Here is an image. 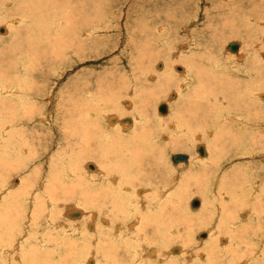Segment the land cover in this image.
<instances>
[{
  "label": "rangeland",
  "instance_id": "obj_1",
  "mask_svg": "<svg viewBox=\"0 0 264 264\" xmlns=\"http://www.w3.org/2000/svg\"><path fill=\"white\" fill-rule=\"evenodd\" d=\"M2 1L3 0H0V2ZM44 1L47 3L46 0ZM48 2L53 4L52 1L48 0ZM8 3L12 2L7 0V2L2 3L3 5H6H4V7H2V5L0 4V28H5L6 30L5 34L0 33V49L8 46L12 38H14L13 41L15 42L19 36L22 37V39H25L26 37H29L31 35V33H28V29L32 25L31 20L25 17L23 18L24 20L22 23H18V21L15 20L13 14L14 3H12V5H9ZM231 3L235 6V8ZM263 3L264 0H68V6L70 7L71 5L70 9L76 10L77 12L75 13L77 14V16H79L77 18L78 23L76 28L77 50H74L72 47L68 48L67 50H64L62 48L60 50H57L56 45H54V49L50 48V50L48 49L50 47L49 45L40 43L38 44V47H41V49L38 48L37 52L32 51V53L31 51H29L31 58L27 57L25 53V56L19 54L15 58L13 57L12 59H10L8 58L9 56L7 54L5 55V53H0V59H2V57H5V60H8V62H6L7 64H4L5 66H7L5 70L8 71V73L5 74L4 78L8 82L6 86L8 88H11L14 87L12 85H15V83L22 84V82L24 81L27 82L25 83V89L28 91L30 90L27 93H33L30 95L29 100L25 102L26 105L22 107L19 102L20 100L18 101L14 99V97L7 94H2V92H0V161L8 159V161L11 163V166L6 169H3L0 164V235H2V237L0 238V247L8 249L7 253L3 255L2 249L0 248V264H21L20 261H22L24 257H26L27 260H32L30 256H26L27 253L31 252V248L28 247L25 249L24 245H21L22 243L20 244V242L28 238V236L31 234L36 235V237L40 238V240H42L41 238L51 232L54 236L56 231H54L52 222H54L55 218H52V215L56 217V222L57 220H59V222L62 221L60 222L61 226L68 224L66 228L64 226V229L70 231L68 235L70 234V238L75 242L79 241L78 238L81 236L72 232L76 230V226L80 225V227L84 230H86L89 226L88 230H86L88 234L87 238L91 239L92 234L93 238H95L94 234L98 235V233L100 234L101 238H95V243L94 241L92 242V239L87 241V244H89L90 246L83 242V244L85 245L82 246V244V249L79 250V253L81 254H78L76 251H74V255L71 254L70 252L72 251L68 247L70 252L68 251L67 253H65L66 255L64 254V257L62 253L61 259L58 258L59 261H53L51 254L48 255V252H44L46 254H43L44 256H46V258L48 257V260L46 258L45 260H42V258H40L41 256L37 255L36 262H33L34 264H43L44 262V264H48V261L55 263L60 262V264L63 262H66L63 264H73V262H71L73 257H77L76 260L78 264H85L88 258H92V260L94 261L93 264H131L130 259L133 258L132 256L134 254V251L130 252V249H126V253L123 254L125 252V249L123 248L125 247L126 242L129 243L130 241L134 240L132 238H129L126 241H122L119 239L120 232L124 235V231L126 230L125 224L127 225V221L128 224L130 223L128 212L123 211L122 213L119 212L120 214L118 213L119 217H123L124 221H122L125 230L123 229L122 231H116L115 229L114 232L112 231V233H110V228L108 227V225H106V223H104L106 221H104V219H108V221H111V223L113 222V218L111 216L112 211L111 209H109L113 208L111 205L105 207V211L103 210L104 212H99L94 208V206L90 205L91 208H88L82 205L77 200V198L75 200L66 201L60 198L61 195L51 198L49 196H46V193L43 194L44 190L48 189L47 182L50 183L48 176L50 174V170L52 169V163H55L54 166H56V164H58L57 161L62 157L59 154L60 152L58 151V144L62 141L59 139L58 131L55 129V127L57 128L58 126H61L63 124V120H65L66 117H72L77 121H82L81 117L75 114L76 108L83 103V93L86 91V88L91 87V90L95 91L98 88L96 85V82L98 81L107 85L110 92L109 94L107 90H101V96H99L97 93L100 104L102 102H105L106 104L105 96H110L112 94L116 96V99L118 101L120 99H127V101H124L122 103V109H119L117 111H114L117 107H112L111 105L107 104L105 105V107L107 108V110L109 109V112H116V115L119 118L121 117V119L123 120H125L126 118L136 119V123L138 124L137 127H146V129L144 130L145 132L142 131V129L140 130V133L142 131L141 138L147 139L153 136L156 138L155 143L152 144L150 148L147 147V150L146 148H144L143 144L142 146H140V149L143 153H148L147 155L149 156H153L155 154V156L153 157L156 159L158 168H156V171L154 170V172L159 171V173H157L156 179L159 185L157 182L155 184L154 178L156 173L154 174L153 172V181L149 184L150 186L152 185V193L156 195V193H159L160 190H169V188L173 193H177L179 189L180 193H182L180 197H177L180 201H177L176 199H174L173 201L175 202V205L177 207V211L175 214V217L177 218H173V220L178 219V221L175 222L177 223L179 230V237L176 241L179 242L175 241L173 242V245L165 244L164 248L161 247L160 253L161 255H163V259L159 264H206L209 261L212 249L214 250V247H217V244L220 246L219 250H222L221 247L231 248L233 250L232 255L234 256H231V258H227L224 256L225 254L223 255L222 252V255H220L218 259V255L216 254L218 261H216L217 259L214 260L212 257V264H246V260H249L248 264H264L260 261L261 257L264 254V155L261 156V154H264ZM77 5L80 7H78ZM2 10H4L5 12H3ZM7 11H9V14H6ZM165 11L169 12L163 13ZM253 12L255 13V15L253 14ZM158 13L161 15L162 21L157 18L155 22L152 23V16H155ZM22 14L24 15L25 13ZM169 14H171L169 16L170 19H165ZM248 16L250 17V19H244V17ZM50 17L51 19L48 17V23H45L47 29L49 27V30L52 29L54 32L55 29L61 28L62 25L58 24L59 19H57L59 16L52 15ZM231 20L240 24L239 26H234L232 28L235 31L241 28V33L239 35L232 37L227 34L229 33V30L227 29H230V26L228 25L229 27H226L227 29H224L222 31L220 30L218 31V35L216 32L215 37L213 36V29H215L214 27H223L225 24L231 23ZM244 23L245 25L243 27L242 25ZM41 27L42 29L45 28L44 25H41ZM13 28H15L14 30H17L14 31ZM43 30L45 31L46 28ZM224 32L226 33V35L221 36ZM36 37L37 39H39V34L36 35L35 38H33L36 39ZM70 39L71 37H66V40ZM238 41L239 43H241L240 53H242L245 57V59H240L243 60V62L241 63L237 62V60L234 58L230 60L231 58L229 59L228 57H234L235 55L231 53L229 54V52H227L226 50V47L230 44V42ZM33 42L37 43V41L34 40ZM12 44L14 45V43ZM12 44L10 47H7V49L12 50ZM66 45L69 44L66 43ZM182 47L185 48L181 49ZM28 48L29 45L26 43V45L22 49L26 52ZM35 53L36 56L34 57ZM56 55H59V57H56ZM233 60L235 63L232 62ZM191 62L195 64V66L199 69V72L196 71V73L202 76L216 75L213 77L216 78V81L219 82L221 86L223 85L225 77H227V79L225 78L226 85H228L230 82H237L239 84V87L231 85L238 90L237 92H235L236 90H228V92H232L233 94H235L231 97L236 100L239 99V106L241 108L247 106L254 119L252 118V122H250L252 123V125L236 124L237 127H230V129L235 128L237 130H241L240 133L241 135H243L241 136L243 140L241 138V141L238 139L239 141L237 142V146H235L237 140L233 138L234 135L225 134L230 133V131L234 134L235 132L239 134V130H230L228 133H224L221 131L223 128H221V125H219V123L218 125L213 127L209 123V126L212 127L211 137L209 138H207L206 132L204 130L205 128H203L204 125L200 126L197 131L196 127H190L189 133L192 134H187L186 132L177 137L174 133L173 135L171 134V136L168 135L169 130L167 126L171 124L174 118H176V120L179 119L178 121H180V123L187 124L188 122H190V120L187 119L188 117H190V114L188 116V107H186L184 111L181 110L182 112L178 111L180 110L179 108L181 107V105L184 106L183 103H186L185 105L191 106L193 103L195 104L197 102H201L200 104H205L207 103V95L210 92L217 93L219 97L221 96V101L219 100L215 102L213 106L215 108V112L212 111L211 116L221 117L222 113L227 111L229 108L232 109L228 104V101L225 100L224 97L222 100L221 88H225V84L221 88L217 86L216 89L213 90L208 87L207 81L200 75H198V78L196 80H194L191 76L190 82L186 81V78L184 79L183 76L179 75V73L181 74L183 72V67L189 69L188 65H190ZM215 63L223 67L228 66L230 63V66L240 68L244 73L242 74L240 72H237L236 69L235 71L230 72V76H228L227 74L224 75V73H226L225 71H223V75H219V72L216 71L215 68L213 70L211 69ZM4 65L0 66L4 67ZM23 67H25V69L27 70L26 75H30L28 76V78L26 75H24L25 77L21 75V72L24 71ZM172 68H175V71L172 70ZM201 68L205 70L204 72H208L203 75L201 72ZM173 72L174 74L176 73L175 76L171 75L173 74ZM168 74H170V76ZM164 76L166 78L167 76L169 77L166 79L164 78ZM227 80H229L230 82H228ZM179 85L182 86V88H180ZM88 91H90V89H88ZM254 92H256L258 95L253 96ZM174 94H177V96H175ZM171 95L173 96L172 100L169 99ZM139 96L142 98H140ZM215 98L213 100H215ZM209 99L211 98H208L207 101H211ZM145 102H147V104ZM141 103L146 104V108L143 109L144 111L142 110L143 107L141 106ZM116 104L117 103H115V105ZM162 104H166L171 107L172 111L171 115H167L165 119L164 115L158 113L159 107ZM254 106L257 108L256 111L253 109ZM100 109L101 108L99 106L94 105L90 108V111L92 113H97L100 111ZM219 111L222 113H219ZM141 112L146 115H142ZM178 112L185 114V116H181V113ZM140 114L142 117L147 118V121L146 119H144L145 121L143 122L140 121ZM159 116L163 117L164 119V123H162V125H164L163 127L160 126L161 123H159L160 121L157 119V117ZM255 119L259 120V123H256ZM123 120L122 123H124ZM125 123L127 126H130L131 124L130 121H127ZM228 124L231 125L232 123ZM164 127L167 132L165 131V129H163ZM3 128L5 129L3 130V132H1ZM6 128H8L7 131ZM225 129L227 130L229 128ZM219 130L220 133H218ZM5 131L6 134H4ZM160 135H166L168 137V140L164 141L165 144L167 143L166 145L162 144ZM193 135L195 136L193 137ZM218 135H223V137L221 138L222 140L216 139ZM248 135L255 136L256 147L252 151L247 147L248 143L246 141L248 140ZM99 141H103V139H100ZM175 141H181L180 143L184 147V149L181 148L179 150H173L171 144ZM91 143L90 146H94V144H96V142ZM225 143L227 144L225 145ZM77 144V147L81 146L84 151H76L79 150L76 149L75 153L77 156H73L74 158L72 157L73 159L71 158L68 161L73 162L75 159L74 166H78L77 168H75L78 169L80 173L84 174L86 181H89L90 178L85 175V173L88 172L86 170V165L88 163H94L97 164V166L102 170L101 167L105 169L107 167L105 165L106 160L105 157H102V159H100L99 155H92L85 152V146H88V143H86L84 140H79ZM157 144H159L161 147H159ZM200 145H207L206 147H208V158H212V156L221 158L219 160V171L217 173V176L219 175V180L218 182L216 180H213L217 189L215 191V194L218 191V186H221L224 176L226 177V179H228L231 177V173L233 174L234 172H236L240 176L236 180L233 179V186L229 184L224 185L225 188L223 190L229 189V191H231V187H233L236 191L235 193H233L234 198L236 195H238V199L241 198L240 202L234 200V203L238 204V207H235V204L233 203V196H231L229 200L228 198H226L227 200L222 199V204L227 205L224 208L226 209L224 213L225 217H223V212H220L218 210V207L215 209L213 207L214 205H210V201H208L209 198L202 191L203 189H206L207 185L208 187L211 186V183L209 184V180L207 179V177H211L208 174L210 173L212 175L213 172L208 170L210 171L209 173H207L206 171V174L208 176H202L200 173L204 171L202 170L201 172H199V168H197L192 162L190 165H185L184 163L179 164L182 168L179 170L175 167V164L172 161L171 156L178 153L189 155L191 158H198V147ZM20 146H25L24 149L20 152L21 154H19L18 152ZM154 146H156V148ZM157 147H163L164 149L162 148V150H159ZM216 147H221L219 149H221L222 154H219V152L221 151L217 150ZM25 148H28V150H26ZM29 148L31 152H29ZM152 150H156L157 152L154 153ZM253 151L254 153H252ZM161 152L164 153H162V156ZM159 153L160 155L158 156L157 154ZM112 165H114V163ZM213 167H215V165H212L211 168L214 171L216 167ZM163 168L164 171L162 170ZM168 169H171L173 171H169ZM192 169H194L195 171L191 172ZM140 170L138 169V174L136 172H133L131 175L133 176V178L138 179L137 182L139 181V177H141L140 181L143 178L142 174H140ZM93 171L94 170L90 172ZM167 172H169L170 175ZM188 172H190V174ZM173 175H177L179 178L178 182H175V186H173ZM185 176L188 178H186ZM216 177L214 179H216ZM203 178L207 181L206 183ZM191 179L193 181H191ZM183 180L185 184L183 183ZM202 180L204 181V184ZM70 181L71 178L70 180H67V182ZM140 181L138 183H141ZM195 183L197 184V186ZM39 185H41L40 188L37 187ZM157 185L159 186V189L157 188ZM19 189L22 191L20 200H18V202H14V193L18 192ZM100 189L101 186L99 185L96 191H99ZM154 189L156 190L154 191ZM32 191H36V193H39L40 195V202L38 204H41L42 207H40L41 205L38 206L37 204L38 207L44 209L45 207L43 205L46 204V200H50V203L54 204L52 209L51 207H49V205H45L47 206L46 211H48L49 209V211L46 213L49 216H44L45 214H42V218L39 219V221L41 220L40 222L33 221L32 214L33 209L35 208L34 201L31 204L29 199H27L28 195L33 193ZM149 191L146 190L145 194L147 195ZM78 192H80V188L78 189ZM209 196L211 198H215V195L211 194L210 189ZM22 199H26V201ZM196 199H200L199 201H201V204L198 208L193 206V202ZM108 200H111V198L109 197ZM128 202L130 201L128 200ZM60 203L67 206L78 207L80 211L86 212V217L83 219L81 218V220L80 218L77 219L74 217H65L64 211L66 210L60 209L58 207ZM205 205H207V207ZM70 208L72 207H67V209ZM7 209L10 212H8ZM162 209L165 213L166 218H168L169 214L167 213L172 211L170 204H167V206L165 205ZM92 212L96 213L95 222H90V216L93 217ZM159 212L160 211H158L157 213ZM209 212L213 213L212 217L210 216ZM7 213H10V215L7 216ZM228 214L230 215L229 217L227 216ZM27 216L32 217V219H28ZM47 217L48 223L45 222V218ZM43 218L45 220H42ZM63 221H66L67 223H64ZM68 221L71 223H69ZM75 221L79 223L82 222V224L75 223ZM230 221H235V223H237L236 231L235 229L232 230ZM83 222H85L86 226ZM185 222H187L190 226L188 227ZM92 223L94 225L93 230L90 226V224ZM208 223H212L213 226L209 227ZM51 227H53V230H51ZM43 229H45L44 232ZM253 230H256L258 237L251 242L249 241V236L251 232H253ZM174 231V233H176L177 229H174ZM203 231L208 235V237L204 240L199 238V235L203 234ZM38 233L40 234L38 235ZM130 235L134 236V234ZM20 237L23 239H20ZM72 237H74L75 239ZM219 237L222 241L216 240ZM76 238L78 240H76ZM108 240L115 243L114 245L118 247V253L115 254L114 247L110 246L108 248L107 245L108 243H110ZM213 240L216 241V243L214 242V247L212 244H210V242ZM200 241L205 243H201ZM242 241H246L249 248H246ZM148 244H150V246L152 247L157 248L158 246L160 248V242H158L157 239H151V242ZM131 245L134 246L133 243H131ZM102 246H105V250H103ZM16 247H18V249ZM52 248V246L49 247V249ZM92 248H94V252L92 251ZM179 248V252H172L175 249ZM20 249H22L23 252H20ZM9 250L11 252H8ZM88 250L94 254H90ZM97 253H99L100 255ZM157 255L158 257H160L159 254ZM198 255L200 257H198ZM147 256L148 253L145 255V259H143L144 262L149 259L147 258ZM254 256L257 257L253 258ZM82 257L85 258L84 261ZM54 259L56 258L54 257Z\"/></svg>",
  "mask_w": 264,
  "mask_h": 264
},
{
  "label": "bare ground",
  "instance_id": "obj_2",
  "mask_svg": "<svg viewBox=\"0 0 264 264\" xmlns=\"http://www.w3.org/2000/svg\"><path fill=\"white\" fill-rule=\"evenodd\" d=\"M9 1H11L12 3H14L13 4L14 5V7H13V10H14L13 11V14H14L15 20H17L18 23H20V22L22 23L23 20H24L23 18H25V17L27 19L31 20L32 25L28 29L29 30L28 33H31V35L29 37H26L25 39H22V37L19 36L18 39L15 42L13 41L14 38H12V40L8 44V46L3 47L2 49H0V53H5V55L7 54L9 56L8 58H10V59H12L13 57L15 58L19 54H22V55L25 56V53H26L27 57H30L29 51H31V52L32 51H36L37 52L38 51V48L41 49V47H38V44H40V43L41 44L45 43L46 45H49L50 47L48 49H50V48L54 49V45H56L57 50H60L61 48L64 49V50H67L70 47H72L74 50H77V45H76L77 44L76 43L77 29L76 28H77V23H78V19L77 18L79 16H77V14L75 13V12H77L76 10L70 9L71 5H70V7L68 6L69 5L68 4V0H49V1H52L53 4L50 3V2H48V0H46L47 3L44 0H9ZM5 2H7V0H3L2 2H0V4L2 5V7H4V5H5V4L3 5L2 3H5ZM12 3H8V4L9 5H12ZM78 7H80V6H78ZM234 8H235V6H234ZM2 11L5 12L4 10H2ZM171 11H174V10H171ZM8 12L9 11H7L6 14H9ZM168 12L165 11L163 13H168ZM22 13H25V14L23 15ZM171 14L167 15L165 19L169 20L170 19L169 16ZM253 14L255 15L254 12H253ZM52 15H56V16L58 15L59 16L57 18V19H59L58 24H61L62 25L61 28H57V29L54 30L55 34H54V32H53L52 29L49 30V27L47 29L46 24H45V23H48V19L49 18L51 19L50 16H52ZM95 15H97V14H95ZM10 16H11V14H10ZM157 18L161 20V15L159 13L157 15H155V16H152L151 22L152 23L155 22V20ZM245 18L246 19H250L249 16L248 17H244V19ZM165 22H167V21H165ZM232 22L229 23V24H225L224 26L222 25L223 27H220V28L219 27H217V28L214 27L215 28V29H213V32L214 33L212 32L213 33V36L215 37L216 32H217V35H218L219 34L218 31H220V30L222 31L224 29H227L226 27H229V26H230V29H227V30H229V33H227V34H229L232 37L239 35L241 33V28L237 29L238 32L235 31V30H233L232 28L234 26H239L240 24L239 23H236V22H233V23ZM13 24H14V22H13ZM41 25H44L45 26V28H46L45 31L43 30L45 28L42 29ZM244 25H245V23L242 26L244 27ZM14 29L15 28H13V30ZM16 30H14V31H16ZM0 33L1 34L2 33L5 34L6 33L5 28H0ZM38 34H39L40 38L37 39V37H36V39H34L35 36L38 35ZM224 35H226L225 32L221 36H224ZM67 36L71 37V39L70 40H66V37ZM33 40L34 41H37V43H34ZM0 41H1V38H0ZM12 43H14V45ZM26 43L29 45V48L25 52V51H23L22 48L26 45ZM66 43H68L69 45H66ZM230 43H232V42H230ZM237 43L240 46L239 47V50L237 52L232 53L231 51L228 50V46L226 47V50H227V52H229V54L231 53V54H234L236 56V57L235 56L234 57H228L229 59L231 58L230 60H232L234 58V59L237 60V62H240L241 63V62H243V60H240V59H245V57H244V55L242 53H240L241 43H239V41ZM11 44L13 45V47L11 48L13 51L10 50V49H7V47H10L11 46ZM184 48L185 47H182L181 49H184ZM8 50L9 51H12V52H9ZM35 56H36V53H35L34 57ZM57 56L59 57V55H56V57ZM44 57H46V56H44ZM17 58H20V57H17ZM6 62H8V60L7 59L5 60V57H2V59H0V65L3 66L4 64H7ZM192 62H191L190 65H188L189 69H187V68H185L183 66H179V67H183L184 68L183 69V72L181 74L179 73V75L183 76L184 79L186 78V81H188V82L191 81V76H192V78L194 80H196L198 78V75H200V74L196 73V71L199 72V69ZM232 62L235 63L234 60ZM230 65L231 64L229 63L228 66H224L223 67V66H220L217 63H215L214 66L211 65L212 66L211 69L213 70L215 68L216 71L219 72V75H223L222 73H223V71H225L226 73H224V75L227 74L228 76H230V72L235 71L236 69H237V72H240L242 74L244 73L240 68H237V67H234V66H230ZM186 67H187V65H186ZM6 68H7V66H5V65H4V67H1L0 66V89H1L0 92H2V94H7L9 96H12V97H14V99H16L18 101L20 100L19 102H20L21 106L24 107L26 105L25 102L27 100H29L30 95L33 94V93H31V94L27 93V92L30 91V90L28 91V90L25 89V86H26L25 83H27V82H24V81L22 82V80H21L22 84H19V83L16 84L15 83V85H12L14 87L8 88L6 86V84H8V82L4 79L5 78V74L8 73V71L5 70ZM23 68H24V71L21 72L22 73L21 74L22 76L26 75V72H27V70L25 69V67H23ZM175 68H172V70H174ZM228 68H229V70H228ZM204 71L205 70L203 68H201V72H202L203 75L206 72H208V71H206V72H204ZM186 73H188V74H186ZM175 74L173 72V74H171V75H174L175 76ZM168 75L170 76V74H168ZM28 76H30V75H28ZM28 76H27V78H28ZM169 76H167V78ZM200 76L205 78V80L208 83V87H210V89H213V90H215L217 86L221 88L225 84V78L227 79V77L224 78L223 85L221 86V84H219V82L216 81V78L213 77V76H216V75H212V76L211 75H205V76L200 75ZM151 77H154V76H151ZM164 78H166V77L164 76ZM152 79H154V78H152ZM181 79H183V78H181ZM227 81L230 82L229 80H227ZM30 82H31V80H30ZM96 83H97L96 85H97L98 88L95 91H92L91 90V87L86 88V91L83 93L84 101H83V103L80 106H78L76 108V113L75 114L76 115H79L81 117L82 121H77L75 118H72V117H66V119L63 120V122H62L63 124L61 126H58L57 128L55 127V129L58 131L59 139L62 141L61 143L58 144V148H59L58 151L60 152L59 154L62 157L60 156L61 158L57 161L58 164H56V166H54L55 163H52V169L50 170V174L48 176L49 177V180H50V183L47 182L48 189L49 190L48 189L47 190H44L43 194L46 193L47 194L46 196H49L51 198L52 197H56L58 195H61L60 198L66 200V201L75 200L77 198V200L82 205H84V206H86L88 208H91L90 205L91 206H94V208L96 210H98L99 212H104L105 211V207H107L108 205L109 206L111 205L113 208H109V209H111V211H112L111 216L113 218V222L111 223V221H108V219L102 218V219H104V221L106 220L105 222L104 221L103 222L106 223V225H108V227L110 228V231H109L110 233H112V231L114 232L115 229H116V231H118V230H121L122 231L123 229L125 230V228L123 227V225H124L123 224V221H124L123 220V217L122 216L119 217L118 216V213L119 212L122 213L123 211L124 212L125 211L128 212V218L130 220L129 221L130 223L128 224V221H127V225L125 224L126 230L124 231V235L121 234V232H120V234H119L120 238L119 239L122 240V241H126L127 239L132 238L134 241H130V242L133 243L134 246H132L130 242L129 243L126 242L125 247L123 248V249H125V252L123 254L126 253V249H128V250L130 249V252H133L134 251V254L132 256L133 258L130 259L131 260V264H159V263L162 262V259H163L162 258L163 255H161V253H160L161 247L164 248L165 244L173 245V242H175L176 240H178L177 238L179 237L178 236V232H179L178 226H177V223L175 222V221H178V219L177 220H173V218H177V217H175V214H176V211H177V207L175 205V202H173V201H174V199H176L177 201H180L179 198H177V197H180L182 193H180V189H179V191L177 193H173V192H171V189L170 188H169V190H160V192L159 193H156V195L152 193V190H153L152 187H151L152 185L150 186L149 184H150V182L153 181L152 179H153V177H154L153 175L155 173H156V175H155V178L154 179H155V184H156V182H157V180H156L157 179V173H159V171L158 172H154V170L156 171V168H158L157 167L156 159L153 157V156H155V154L153 156H149V155H147L148 153H146V154L143 153L142 150L140 149V146H142V144H143L144 148H146V150H147L148 148L151 147L152 144L155 143V139L156 138L154 136L153 137H150V138H147V139L141 138V136H142L141 133H142V131H144L146 129V127L145 128H144V126L137 127V125H138L136 123L137 120L134 119V118L133 119L132 118H126L125 120H123V119H121V117L119 118L116 115V112H114V111H117L119 109H122V103L124 101H127V99H123V100L120 99L118 101L116 99V96L113 95V94L110 95V96L109 95L108 96H105V100H106V104L107 105H111L112 107H117L118 108V109L116 108V110L111 111V112H109V109L107 110V108L105 107V105H106L105 102H102L100 104L99 97H98V95L101 96L100 95V91L101 90L102 91L107 90V92L109 94H110V92H109V89H108V86L107 85H105L103 83H100L99 81L96 82ZM230 83L228 85L225 84V88L224 87L221 88L222 89L221 90V92H222L221 95H222V100H223V97H224L225 100L228 101V104L231 106L232 109H230L228 107L229 109L227 111H225L224 113H222V112L219 111V113H222V116L221 117L220 116L219 117H213V116H211L212 111L215 112V108L213 106H214V104H215L216 101H219V100L221 101V96L219 97V95L217 93H211L210 92L207 95V98H206V102L207 103H205V104H200L201 102H197L195 104L194 103L193 104L191 103L192 104L191 106L190 105H185L186 103H183L184 106L181 105V107L179 108L180 110H178V111H181V110L184 111L186 109V107H188V111H189L188 116L190 114V117L187 116L188 117L187 119L190 120V122H188L187 124L186 123H180V121H178L179 119L176 120V118H174V120L171 122V124H169L167 126L168 127V130H169L168 131V135L171 136V134L173 135V133H174L176 135V137H177V136H180L181 134H184L186 132L188 134L190 132V130H189L190 127L191 128L192 127H196V131H197V129H199L200 126H203L204 125L203 128H205L204 130L206 132L207 138H209V137H211L212 127L218 125V123H219V125H221V128H223L221 131L224 132V133H228L230 130H234V131L235 130L236 131L239 130V129L237 130L235 128L234 129L233 128L230 129V127H237V125H243V124L252 125V123H250V122H252L251 120H252V118L254 119V117L251 115L250 110L247 108V106L244 107V108H241L239 106V104H240L239 103V99L236 100L233 97H231L232 95H235V94H233L232 92L231 93L228 92V90H233V91L236 90L235 92H237L238 90L235 89V87H239V84L237 82H233V83L230 82ZM231 85H233L235 87H232ZM180 88H182V86H180ZM88 89H90V91H88ZM97 93H98V95H97ZM113 93H115V92H113ZM257 95L258 94L256 92L253 93V96H257ZM261 95H260V97H261ZM114 96H115V98H114ZM175 96H177V94ZM172 97L173 96L171 95V97L169 99L172 100ZM213 97L214 98L216 97L215 100H213L214 99ZM140 98H142V97H140ZM208 98H211V99H209L211 101H207ZM100 99H101V97H100ZM31 100H32V98H31ZM212 100H213V102H212ZM128 101H129V99H128ZM144 101H145V99H144ZM142 102H143V100H142ZM115 103H117V104L115 105ZM145 103L147 104V102H145ZM146 104H144V103L142 104L141 103V106L143 107L142 110L146 108ZM94 105L95 106H99L101 108L99 112L92 113L90 111V108L92 106H94ZM129 105H130V103H129ZM218 105H220V104H218ZM167 108L168 109H167V113L166 114H161L157 110L159 114L165 116L164 119L166 118L167 115H169V114L171 115V112H172L171 111V107H169L167 105ZM253 109L255 111L257 110V108L255 106H254ZM247 110H249V111H247ZM181 112H178V113H181ZM214 112H213V115H214ZM191 113H192V116H191ZM142 115L145 116L146 114H143L142 113ZM181 116L184 117L185 114L181 113ZM243 118H245V119H243ZM67 119H69V120H67ZM144 119H146V121H147V118L142 117L141 114H140V121L143 122V121H145ZM157 119L160 121L159 123H161L160 126L163 127L164 126V125H162V123H164L163 122V120H164L163 117L159 116V117H157ZM122 120H123L124 123H122ZM255 120H256V123H259V120H257V119H255ZM127 121H130L131 122L130 126H127L126 125L125 122H127ZM144 123H146V122H144ZM209 123H210V125H212V127L209 126ZM228 123H232V124L230 125ZM187 125H191V126H187ZM261 126H262V124H261ZM147 127H149V126H147ZM225 128H229V129L226 130ZM4 129L5 128H3L1 132H3ZM7 129L8 128H6V131H7ZM141 129H142V131L140 133V130ZM163 129H165V127ZM6 131L4 132V134H6ZM130 131H131V133H130ZM165 131H166V129H165ZM240 131L241 130L238 131L239 134H237V132H235V134H234L231 131H230V133L225 134V135H234L233 138H235L237 140L235 146H237V142L240 140V138L242 139L241 136H243V135H241ZM202 132H204V131H202ZM7 133H9V132H7ZM218 133H220V130H219ZM189 134H192V133H189ZM196 134H198V133H196ZM1 136H2V134H1ZM194 136L195 135H193V137ZM76 137H78V138H76ZM160 137H161L162 144L163 145H166L167 143L165 144L164 141L168 140V137L166 135H164V136H161L160 135ZM222 137H223V135H221V136L218 135V137L216 139H221ZM3 138H4V136H3ZM100 139H103L104 142L103 141H99ZM196 139H197V136H196ZM79 140H82V141L84 140L86 143H88V146H85V152L90 153L92 155H99L100 159H102V157H105V160H106L105 161V165L107 166L106 169L103 168V167H101L103 171L97 166V164L88 163L86 165V170L88 172L85 173V175L88 176V178H90L89 181H86V178L84 177V174L80 173L78 171V169H76L78 166L77 167L74 166L75 159H74L73 162L72 161H68L73 156H75V157L77 156L76 153H75L76 151H81V150L84 151V149L81 148V146L80 147H77L78 146L77 142ZM70 141H72V142H70ZM91 142H96V144H94V146H90V143ZM180 142L181 141H179V142L175 141L174 143L171 144V147L173 148V150L174 149L175 150L176 149L179 150L181 148L184 149V147L181 145ZM246 142L248 143V146L247 147H248L249 150L252 151L256 147V144H255V136H253V135L249 136L248 135V140ZM63 143H64V145H63ZM214 144H215V142H214ZM226 144L227 143H225V145ZM84 145H86V144H84ZM157 145L159 147H161L159 144H157ZM206 146L205 145H200L198 147V149L200 147H203V149H204V155H201L198 152V154H199L198 155V158L197 157L191 158L189 155H187L188 156V161L187 162L174 163V161L173 160L172 161L175 164V167L178 168L179 170L182 169L181 168V165H179V164L184 163L185 165H190L191 162H192V163H194V165L197 168H199L198 169L199 172H201L202 170L204 171V172H201L200 173L202 176L203 175H205V176L207 175L206 174V171H207V173H209L210 171L213 172L212 175L210 173L208 174L211 177H209L207 175L209 177V178L207 177V179L209 180V184L211 183V186L208 187V185H207L206 186V189L207 190L206 189L205 190L203 189L202 191L209 198L208 201H210V205H214L213 207L215 209L218 207V210L220 212H223V214H224L225 213V210H226L224 208L227 205L226 204H222L223 203L222 202V199L227 200L226 198H228V200H229L231 198V196H233V203H234V200L237 201V202H240L241 201V198L238 199V195H236L235 198H234V194L233 193H235L236 191H235V188L231 187V186L234 185V184H232L233 183L232 182L233 179L236 180L240 176L236 172H234L233 174L231 173V175H230L231 177L228 178V179H226V177L224 176L223 182H222L221 186L219 187L218 186L219 184L217 185L218 186V191L215 194V191L217 189L215 187V184H214L213 180H216L217 182L219 180V175L217 176V173L219 171V160L221 158L213 157V156H212V158L211 157L208 158V149H207L208 147H206ZM24 147L25 146H23V147L20 146L19 147V151H18L19 154H21L20 152L24 149ZM154 147L156 148V146H154ZM159 147H157V148L159 150H162L163 147L162 148H159ZM221 147H219V148H221ZM7 148H8V146H7ZM219 148L216 147L217 150H220L221 151V149H219ZM76 149H79V150H76ZM26 150H28V148ZM152 151L154 153L157 152L156 150L155 151L152 150ZM29 152H31L30 151V148H29ZM140 152H142V153H140ZM73 153H74V155H73ZM162 153L163 152H161V156L164 154V153L163 154ZM220 153L222 154V151L219 152V154ZM252 153H254V151ZM157 155L159 156L160 153L157 154ZM262 155H264V154H261V156ZM172 156H171V158H172ZM249 159H251V158H249ZM18 160H20V159H18ZM161 160H162V158H161ZM113 163H114V165H112ZM0 164H1V166H2L3 169L9 168L11 166V163L8 161V159L7 160L5 159V160L0 161ZM212 165L213 166L215 165V167H216V169H214V171H213V169H211L212 168ZM215 167H213V168H215ZM138 169L139 170L141 169L140 170L141 171L140 174H142V176H143L142 180L140 181V178L141 177H139V175H138L139 181L141 183H138L139 181L137 182V180H138L137 178H133V176H131L133 172L134 173L135 172L137 173L138 172ZM223 169H225V168H223ZM92 170H94V171L93 172H90ZM162 170L164 171V168ZM168 170L169 171H173L171 169H168ZM208 170H210V171H208ZM194 171H195L194 169L191 170V172H194ZM153 172H154V174H153ZM167 173L169 174V172H167ZM188 173L190 174V172H188ZM171 174H172V172H171ZM215 177H216V179H214ZM70 178H71V181L70 182H67V180H70ZM186 178H188V177H186ZM172 179L174 180V185L173 186H175V182H178L179 178H178L177 175L176 176L173 175V178ZM198 180H200V179H198ZM191 181H193V180L191 179ZM197 182H200V181H197ZM206 182L207 181L205 180V183ZM77 183H78V185H77ZM183 183H184V180H183ZM41 184H42V182H41ZM186 184H187V182H186ZM203 184H204V181H203ZM226 184L231 185L229 187L232 188V190H231L232 192L229 191V189L228 190L227 189L226 190H223L225 188L224 185H226ZM99 185L101 186V189L99 191H96L98 189ZM158 185H159V183H158ZM158 185H157V188L159 187ZM154 186H156V185H154ZM196 186H197V184H196ZM235 186H236V184H235ZM12 187H14V186H12ZM37 187L40 188L41 185H39ZM37 187H36V189H37ZM79 188H80V192H78V189ZM25 189H27V188H25ZM209 189H210L211 194L215 195V198H213V197L211 198L209 196ZM146 190H148V191L150 190L147 195L145 194ZM155 190L156 189H154V191ZM199 190H201V189H199ZM250 191H252V190H250ZM27 193H28V190H27ZM218 193H220V194H218ZM14 194L15 195H14L13 201L14 202H18V200H20V195L22 194V191L19 189V191L16 192V193H14ZM109 197L111 198V200H108ZM27 199H29V201L31 202V204L34 201L35 208L33 209V214H32L33 221L34 222L35 221H39V219L42 218L41 217L42 214H45L44 216H47L48 215L46 213L49 211V209H48V211H46L47 210V206H45L46 204L49 205V207H51V209H52V207L54 205L53 203H50V200H46V204L43 205L45 208L44 209L43 208H40V207H42L41 204H38L40 202V195H39V193H36V191L33 192L32 194H29ZM22 200H25L26 201V199H22ZM44 200H43V203H44ZM128 200L130 202H128ZM172 203H173V205H172ZM37 204H38V206L39 205H41V206L38 207ZM167 204H170V207L172 209V211H170V212L167 213V214H169L168 218H166L165 213L163 212V209H162L165 205L167 206ZM200 204H201V201H199V205L196 208H198L200 206ZM18 205H20V204H18ZM205 206L207 207V205H205ZM58 207L60 209L66 210V211H64L65 212V217L66 216L67 217H74V218H77V219L80 218V220H81V218L83 219V218L86 217V212L80 211L79 208L76 207V206H67L65 204L60 203ZM67 207H72V208L67 209ZM235 207H238V204H235ZM76 208H77V210H76ZM167 208H166V210H167ZM30 209H31V207H30ZM41 209H43V210H41ZM7 211L10 212L8 209H7ZM30 211H29V213H30ZM106 211H108V210H106ZM158 211H160V212L162 211V212L161 213L159 212L160 213L159 214V213H157ZM229 211H231V210H229ZM248 213H250V212H248ZM212 214L213 213H210V216L211 217H212ZM9 215H10V213H7V216H9ZM52 216H53L52 218H55L56 219V217L54 215H52ZM92 216L93 217L90 216V218H91L90 219V222H95L96 213H93ZM227 216L229 217L230 215L228 214ZM216 217H218V216H216ZM223 217H225V214L223 215ZM88 218H89V216H88ZM28 219H32V217L29 216ZM45 219H46L45 222L48 223V221H47L48 217L45 218ZM45 219L43 218L42 220H45ZM55 219H54V222H52L53 223V227H54V231H56V233H55L54 236H53V234L51 232V233L45 235L43 238H41L42 240H40V238L36 237V235L31 234V235L28 236V238H26L25 240H23L22 242H20V244L22 243L21 245H24V248L25 249L28 248V247L31 248V252L27 253L26 256L27 257L30 256L32 258V260H27L26 257H24L22 259V261H20L21 264H34L36 262V256L37 255L38 256H41L40 258H42V260H45L46 256H44V254H46V253H44V252H48V255L51 254V257H52L53 261H56V260L59 261V259H61V257H62L61 256L62 253H63V257H64V254L69 251V248L73 252L72 253V252L69 251L71 254L74 255L75 254L74 251H76L78 254H81V253H79V250L82 249L81 248V245L83 244V242H85V244H87V241H89V240L92 239V242L94 241V243H95V238H97V239L98 238L99 239L101 238V236H100V234L98 232H97L98 235H95L94 234L95 238H93V234L92 235L89 234V235L92 236L91 239L87 238L88 237V234H87V231L86 230H88V227L89 226L87 227L86 230H84V229H82L80 227L81 226L80 225V226H76L77 227L76 230H74L72 232V233H76L77 235H80L81 236V237L78 238L79 241H76L75 242V241H73L70 238V234L68 235V233H70V231L67 230V229H64V226L66 228V226L68 224L61 226L60 222H62V221L59 222V220H57V222H56ZM97 219H99V218H97ZM21 220H19V221H21ZM49 222H51V221H49ZM69 223H71V222H69ZM75 223H79V222H76L75 221ZM83 223L85 225V222H83ZM185 223L188 225V227L190 226L187 222H185ZM230 223L232 225V227H231L232 230L235 229V231H236L237 223H235V221H230ZM41 224H42V222H41ZM79 224H82V222L79 223ZM50 225H49V227H50ZM208 225H209V227H212L213 226L212 223L211 224L208 223ZM27 226H28V224H27ZM69 226H72V225H69ZM90 226H91V229L93 230L94 229L93 223L90 224ZM40 227H42V226H40ZM53 227H51V230H53L52 229ZM174 229H177L176 233H174L175 232ZM216 229H214V230H216ZM44 230L45 229H43V232H44ZM47 230H50V229H47ZM102 230H103V228H102ZM188 230H189V228H188ZM40 231H41V229H40ZM129 233L130 234H134V236H131ZM39 234L40 233H38V235ZM25 235H26V233H25ZM1 237H2V235H0V238ZM23 237H24V235H23ZM207 237H208V235L204 231H203V234H200L199 235V238H201L202 240L206 239ZM220 237L217 238L216 240L217 241L220 240L221 239ZM249 237H250L249 238V241H251V242L254 241L255 239H257L258 236H257L256 230H253V232H251V234H250ZM72 238H74V237H72ZM183 238H184V236H183ZM183 238H182V240H183ZM20 239H23V238L20 237ZM78 239L76 238V240H78ZM97 239H96V241H97ZM151 239H157V241L160 242V248L158 246H157V248L150 246V244H148V243L151 242ZM214 240L210 242V244H212L213 247L215 246L214 242L216 243V241H214ZM108 241L110 242V240H108ZM153 241H155V240H153ZM220 241H222V240H220ZM240 241H239V243H240ZM176 242H179V241H176ZM242 242H243V244L245 245L246 248H249L248 247V243L246 241H242ZM201 243H205V242H201ZM85 244H83L82 246H84ZM114 244L115 243L113 241H111L110 243H108L107 246H108V248L110 246L114 247L115 254H116V253H118V249H117L118 247H116V245H114ZM87 245H89V244H87ZM50 246H52L53 248L52 249H49ZM91 246H93V245H91ZM216 246L217 247H214V250L212 249V251L210 253L209 261L206 264H212L211 261H213V259L214 260L217 259L216 254L218 255V259H219V256L222 255V252H223V255L225 254L224 256L227 257V258H231V256H234V255H232L233 250L231 248H223V247H221L222 250H219L220 249L219 248L220 246L218 244ZM102 247H103V250H105L104 249L105 246H102ZM16 248L18 249V247H16ZM1 249H2L3 255H5L7 253V250L8 249H6V248H1ZM93 249L94 248H92V251H93ZM208 249H209V246H208ZM179 250H180V248L179 249H175L174 251H172V250L171 251L174 253L175 251L176 252H179ZM88 251H87V253H88ZM8 252H11V251L9 250ZM20 252H23L22 249H20ZM147 253H148L147 258H149V259H147V261L144 262L143 259H145V255ZM163 253H166V252H163ZM199 253H200V251H199ZM202 253H203V251H202ZM90 254H94V253L90 252ZM97 254H99V253H97ZM157 254H159L160 257H158ZM195 255H197V254H195ZM9 257H10V253H9ZM54 257L56 259H54ZM198 257H200V256L198 255ZM212 257H213V259H212ZM256 257L257 256H254L253 258H256ZM14 258H15V256H14ZM69 258H70V256H69ZM76 258L73 257V259L71 260V262H73V264L74 263H77ZM82 259H83V261L85 260V258H83V257H82ZM218 259L216 261H218ZM260 261L262 263H264V254L261 257ZM78 262H80V261H78ZM81 262H82V260H81ZM191 262H193V261H191ZM51 263L52 264H60V262L59 263H55V262H49L48 261V264H51ZM63 263H66V262H63ZM63 263H61V264H63ZM93 263H94V261L92 260V258H88L86 260V263L85 264H93ZM245 263L248 264L249 263V260H246ZM112 264H114V263H112Z\"/></svg>",
  "mask_w": 264,
  "mask_h": 264
},
{
  "label": "water",
  "instance_id": "obj_3",
  "mask_svg": "<svg viewBox=\"0 0 264 264\" xmlns=\"http://www.w3.org/2000/svg\"><path fill=\"white\" fill-rule=\"evenodd\" d=\"M239 44L237 42H232L228 45V50L231 51L232 53H235L239 50ZM167 105L166 104H162L160 105L159 107V112L161 114H166L167 113ZM201 155H204V149L203 147H200L199 148V151H198ZM172 160L174 161V163H179V162H187L188 161V156L187 155H184V154H175L172 156ZM199 205V200L196 199L194 202H193V206L194 207H197Z\"/></svg>",
  "mask_w": 264,
  "mask_h": 264
}]
</instances>
